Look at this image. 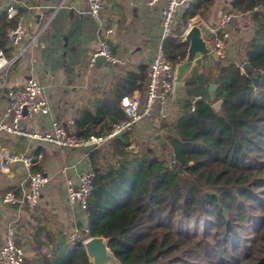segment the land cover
<instances>
[{
	"label": "trees",
	"instance_id": "16d2710c",
	"mask_svg": "<svg viewBox=\"0 0 264 264\" xmlns=\"http://www.w3.org/2000/svg\"><path fill=\"white\" fill-rule=\"evenodd\" d=\"M211 0H195L183 18H203ZM231 12L251 14L245 47L248 71L221 61L213 77L194 70L160 132L162 148L131 151L124 134L87 154L94 172L86 209L87 238H108L121 264H264V0H232ZM26 10L8 19L0 10V50L12 58L6 37ZM175 67L187 44L171 35L163 44ZM147 69L125 71L96 102L76 112V141L107 134L123 121L120 101L143 93ZM217 86L211 100L208 87ZM221 100L220 114L212 109ZM181 171L177 172L178 168ZM32 172H40L37 164ZM63 244V245H62ZM22 264H89L82 243L60 241Z\"/></svg>",
	"mask_w": 264,
	"mask_h": 264
},
{
	"label": "crops",
	"instance_id": "0c3cea01",
	"mask_svg": "<svg viewBox=\"0 0 264 264\" xmlns=\"http://www.w3.org/2000/svg\"><path fill=\"white\" fill-rule=\"evenodd\" d=\"M10 1L0 0V10L6 9ZM12 1L15 7L26 10L21 20L27 35L21 42L24 49L21 56L7 71L0 73V114L7 103L8 89L22 87L30 78L36 79L44 87L50 114L43 118L23 120L22 125L28 130L41 131L48 130L53 121L64 127L71 125L76 112L92 106L125 71H137L140 67L148 69L159 44L160 14L166 0H160L154 6H149L148 0H104V15L100 19L88 15V0H75L76 3L70 5V0ZM211 2L205 16H195L187 26L183 24V18L190 7L177 11L173 36L182 38L181 34L194 23L203 22L213 28L223 13L231 12L232 0ZM226 7L227 11L224 10ZM233 14L229 26L228 60L241 67L246 63L245 47L253 36V25L250 13ZM104 27L113 29L108 45L119 64L111 66L103 61L90 67L89 58L99 47ZM15 54L13 50L12 58ZM183 91L177 93V98ZM133 94L141 95L137 91ZM155 130L156 126L141 123L127 132L131 147L133 143L138 145L134 153L148 148L145 146L146 139L155 142ZM151 131L153 135L150 137ZM1 143L13 154L29 151L41 153L42 159L37 166L48 182L41 190L40 205L35 210L4 207L1 204L2 195L8 190L19 194L17 185L25 174L16 165L10 168L9 173H0V247L10 225L15 226L16 243L27 254L38 249L41 251L49 244L54 248L60 241L73 246L70 236L78 230L82 233L87 220L86 216H76L68 206L66 181L77 182L78 174L90 168L88 153L84 149H65L45 144L35 146L25 138L5 135L1 137ZM64 168L68 169L66 173H62Z\"/></svg>",
	"mask_w": 264,
	"mask_h": 264
},
{
	"label": "built area",
	"instance_id": "2783aa9c",
	"mask_svg": "<svg viewBox=\"0 0 264 264\" xmlns=\"http://www.w3.org/2000/svg\"><path fill=\"white\" fill-rule=\"evenodd\" d=\"M195 0H166L160 14V40L159 44L148 64L146 86L141 95L133 94L125 96L120 101V107L126 117L123 121L113 124L111 130L101 137H90L86 141H76L71 138L65 127L52 122L48 130H28L22 125V121L35 117H47L50 114L49 104L44 96V87L33 78L26 81L22 87H13L6 91L7 103L0 114V173H9L14 165L20 167L25 177L19 181L17 188L19 194L13 190L4 192L1 204L4 207H21L31 211L40 205L42 188L47 184L48 178L42 172H32V168L42 159L41 153L32 151L23 154H13L2 145L1 137L25 138L31 145H52L59 148L85 149L92 146L94 149L108 144L127 132H131L141 123H150L160 129L163 121H168L173 112V92L175 81V67L166 60L163 44L173 33L175 14L180 9H188ZM160 0H148L149 6H154ZM8 19L14 18L18 8L13 1L6 6ZM104 0H88L87 13L94 19H100L104 15ZM233 13H223L217 24L211 28L212 39L208 42L215 50L220 61L228 60V41L230 39L229 26L233 19ZM184 33V32H183ZM113 34L112 28L104 27L102 38L99 40L98 49L90 56L89 65L94 66L98 57H103L104 62L114 66L119 64L109 48L108 41ZM27 35V29L20 20L19 24L7 30L6 37L9 45L16 53L13 58H7L0 50V73L7 71L16 59L21 56L24 49L21 42ZM183 37V34H181ZM240 72H243L242 66ZM67 168L62 173L67 172ZM95 174L88 168L78 174L77 182L68 179L66 181V200L71 211L79 217L86 216L88 200L93 191ZM81 242L76 241L74 235L70 236L73 243H83L87 239V230ZM81 230V232H82ZM52 245L41 249V252L50 255ZM25 249L16 243V229L14 225L7 227L6 238L0 247V261L2 264H22L26 258Z\"/></svg>",
	"mask_w": 264,
	"mask_h": 264
},
{
	"label": "water",
	"instance_id": "95a60500",
	"mask_svg": "<svg viewBox=\"0 0 264 264\" xmlns=\"http://www.w3.org/2000/svg\"><path fill=\"white\" fill-rule=\"evenodd\" d=\"M74 3H76L75 0H70L68 4ZM211 39V27L203 22L192 24L183 34L182 42L187 44V50L183 60L175 65L174 102L177 100V93L185 90L186 80L191 78L194 69H199L209 77H213L214 72L218 69L221 61L215 50L208 43ZM103 61V57L97 58V64ZM242 68L244 72H247L248 64L244 63ZM216 88L217 86L214 84H210L208 87L211 100L215 99ZM221 104V100L212 104V109L216 114H220ZM154 141L162 148L166 147V142L159 135L158 130H155ZM92 149V146H87L84 151L88 153ZM179 171H181L180 167L177 169V172ZM82 234H85L84 230H82ZM108 242V238L90 237L82 243L89 264H121L108 247Z\"/></svg>",
	"mask_w": 264,
	"mask_h": 264
},
{
	"label": "rangeland",
	"instance_id": "374dc122",
	"mask_svg": "<svg viewBox=\"0 0 264 264\" xmlns=\"http://www.w3.org/2000/svg\"><path fill=\"white\" fill-rule=\"evenodd\" d=\"M224 10L227 11L228 10V7H226ZM185 31H186V29H185ZM184 33H182V34H184ZM172 35H173V33H172ZM239 69H240V67H239ZM242 73H245L244 70H243ZM156 129L158 130L159 135L162 136V132H160V130L158 128H156ZM149 135L151 137L153 135V132L151 131ZM146 140H147V142L145 143V146H147L148 148H156V146H155L156 143L155 142H152L151 139H146ZM141 146H144V145H141ZM131 148H132V151H136V149L138 148V145L136 143H133ZM143 149H145V148H143ZM74 237H75L76 241L79 240L80 242L83 239V236L80 234L79 230L74 233Z\"/></svg>",
	"mask_w": 264,
	"mask_h": 264
}]
</instances>
